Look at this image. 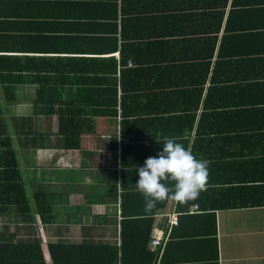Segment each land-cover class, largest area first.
<instances>
[{"label": "crops", "instance_id": "crops-1", "mask_svg": "<svg viewBox=\"0 0 264 264\" xmlns=\"http://www.w3.org/2000/svg\"><path fill=\"white\" fill-rule=\"evenodd\" d=\"M40 88L44 101L36 102ZM82 92L116 113L91 118L78 148L66 149L57 117L35 112L63 109ZM0 111L31 220L0 213V244L37 239L46 264L50 242L120 248L122 222L145 212L136 169L162 149V136L210 161L208 184L234 182L262 200L264 0H0ZM21 117L43 134L39 148L18 149ZM194 204L158 207L150 238L165 241L149 242L128 264H147L155 250L149 264H264V201L217 209L214 218L191 211Z\"/></svg>", "mask_w": 264, "mask_h": 264}, {"label": "trees", "instance_id": "trees-1", "mask_svg": "<svg viewBox=\"0 0 264 264\" xmlns=\"http://www.w3.org/2000/svg\"><path fill=\"white\" fill-rule=\"evenodd\" d=\"M48 79L41 82L46 83ZM77 83H81L83 78H76ZM83 84L80 85L82 87ZM43 88L36 93V102L44 101ZM91 92V91H90ZM75 94L73 98H78ZM116 96V95H114ZM95 98V97H94ZM91 94H86L81 101L61 102L63 109L39 110L35 114H48L57 117L59 120V128L57 134L63 139V147L66 149H75L79 145V137L82 133L89 131L91 127V118L95 116H109L115 114L116 110L104 109L100 102L93 101ZM90 103L99 109H85L80 107L85 102ZM84 106V105H83ZM216 116H222L216 111ZM31 117L16 118V145L20 151L37 149L40 147L39 137L43 134H36L32 129ZM15 120V119H14ZM13 120V121H14ZM219 170L221 167L217 163H213L210 167ZM227 181H211L208 188L199 194L198 199L189 201L187 204H177L179 211L187 209L189 204L197 203L200 211H209L208 213L214 218V212L217 209L236 208V207H254V203L263 202L264 199L245 195L237 191L234 182ZM228 186V187H227ZM42 196L34 194L36 211L39 213L42 223H50L51 219L46 217L50 212L49 206ZM258 200V201H257ZM166 201L157 203L151 214L137 210L133 212L135 216L128 218L122 222L121 226V242L120 248L115 245L93 243V242H64L55 241L48 243V251L52 264H128L129 258L140 257L141 253H145L146 246L150 242V233L154 221V213L163 207ZM212 211V212H210ZM0 213L15 215V222L30 223V214L27 205V199L24 192L21 178L16 167L15 154L13 149V141L9 136L0 111ZM202 214L184 215L183 218L197 217ZM130 230V231H127ZM215 231L214 225L212 228ZM0 235V243L3 242ZM147 253V251H146ZM156 250L149 253L148 262L150 263L152 255ZM0 264H46L40 242L37 239L23 241L15 240L10 245V249L5 248V244H0ZM132 264V263H130Z\"/></svg>", "mask_w": 264, "mask_h": 264}, {"label": "clouds", "instance_id": "clouds-1", "mask_svg": "<svg viewBox=\"0 0 264 264\" xmlns=\"http://www.w3.org/2000/svg\"><path fill=\"white\" fill-rule=\"evenodd\" d=\"M156 142L162 149L156 156L147 157L143 166L136 169L139 175L136 190L144 198L146 214H151L159 202L172 200L184 205L198 199L207 189L209 178L210 161L197 159L190 148L174 137L162 136Z\"/></svg>", "mask_w": 264, "mask_h": 264}, {"label": "built area", "instance_id": "built-area-1", "mask_svg": "<svg viewBox=\"0 0 264 264\" xmlns=\"http://www.w3.org/2000/svg\"><path fill=\"white\" fill-rule=\"evenodd\" d=\"M197 209H198L197 204H194L190 210L194 211V210H197ZM169 215H170V223L173 224V225L177 224V222H178V212H176L174 210ZM165 239H166V235L165 236L152 237V238H150V245L155 246V245H157L159 243H163L165 241Z\"/></svg>", "mask_w": 264, "mask_h": 264}, {"label": "rangeland", "instance_id": "rangeland-1", "mask_svg": "<svg viewBox=\"0 0 264 264\" xmlns=\"http://www.w3.org/2000/svg\"><path fill=\"white\" fill-rule=\"evenodd\" d=\"M19 113V111H16V114H18ZM39 119V118H38ZM9 226L11 225V224H8ZM19 226V225H18ZM11 227H15V229L17 228V225H11ZM32 228H33V231H35L36 229H35V227L34 226H32Z\"/></svg>", "mask_w": 264, "mask_h": 264}]
</instances>
